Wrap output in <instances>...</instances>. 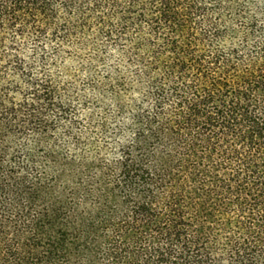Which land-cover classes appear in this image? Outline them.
<instances>
[{"label": "trees", "instance_id": "16d2710c", "mask_svg": "<svg viewBox=\"0 0 264 264\" xmlns=\"http://www.w3.org/2000/svg\"><path fill=\"white\" fill-rule=\"evenodd\" d=\"M0 264H264V0H0Z\"/></svg>", "mask_w": 264, "mask_h": 264}]
</instances>
